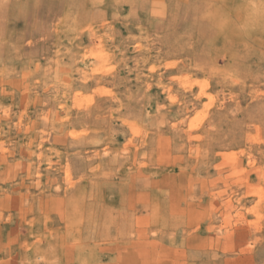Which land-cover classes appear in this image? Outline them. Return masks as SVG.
I'll use <instances>...</instances> for the list:
<instances>
[{"label": "rangeland", "instance_id": "374dc122", "mask_svg": "<svg viewBox=\"0 0 264 264\" xmlns=\"http://www.w3.org/2000/svg\"><path fill=\"white\" fill-rule=\"evenodd\" d=\"M0 264H264V0H0Z\"/></svg>", "mask_w": 264, "mask_h": 264}]
</instances>
